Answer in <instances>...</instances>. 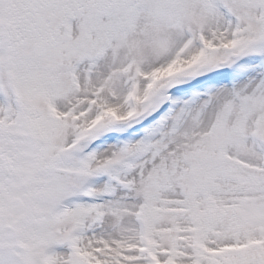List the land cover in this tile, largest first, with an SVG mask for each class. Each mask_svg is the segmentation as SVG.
I'll return each instance as SVG.
<instances>
[{
  "label": "snow or ice",
  "instance_id": "6c2138e0",
  "mask_svg": "<svg viewBox=\"0 0 264 264\" xmlns=\"http://www.w3.org/2000/svg\"><path fill=\"white\" fill-rule=\"evenodd\" d=\"M0 264H264V0H0Z\"/></svg>",
  "mask_w": 264,
  "mask_h": 264
}]
</instances>
